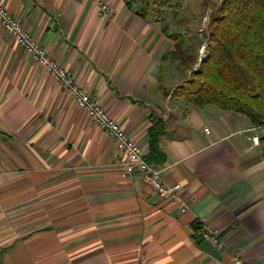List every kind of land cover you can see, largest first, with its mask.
I'll list each match as a JSON object with an SVG mask.
<instances>
[{
	"label": "crops",
	"instance_id": "obj_1",
	"mask_svg": "<svg viewBox=\"0 0 264 264\" xmlns=\"http://www.w3.org/2000/svg\"><path fill=\"white\" fill-rule=\"evenodd\" d=\"M146 155L165 124L162 201L108 135L0 25L1 264H264V159L250 123L213 106L173 102L159 87L172 49L133 0H0ZM132 2V7L127 2ZM136 2V1H135ZM216 233L215 258L193 225Z\"/></svg>",
	"mask_w": 264,
	"mask_h": 264
},
{
	"label": "trees",
	"instance_id": "obj_2",
	"mask_svg": "<svg viewBox=\"0 0 264 264\" xmlns=\"http://www.w3.org/2000/svg\"><path fill=\"white\" fill-rule=\"evenodd\" d=\"M167 1L146 2L141 17L152 16L150 10L156 5L166 7ZM180 1L168 3L171 21H160L172 49L161 57L159 87L173 102L196 109L213 106L247 120L254 135L264 130V0H202L199 16L209 11L204 37L190 31L193 20L180 12ZM126 4L132 7V2ZM202 46L205 50L200 55ZM164 130L160 119L153 122L146 155L149 165L159 167L165 162L159 144ZM259 146L264 159V134ZM203 232L201 224L193 225L198 245L204 241ZM3 254L0 250V264Z\"/></svg>",
	"mask_w": 264,
	"mask_h": 264
},
{
	"label": "built area",
	"instance_id": "obj_3",
	"mask_svg": "<svg viewBox=\"0 0 264 264\" xmlns=\"http://www.w3.org/2000/svg\"><path fill=\"white\" fill-rule=\"evenodd\" d=\"M90 1L96 5L102 15H109L111 13L108 3L102 0ZM0 25L14 39L18 47L46 70L75 104L110 137L116 149L123 153L125 162L122 167V177H130L134 173L139 172L143 175L145 182L154 189L162 201L172 207L179 208L182 213L188 210L187 205L179 195V188L177 186H168L161 180V170L152 167L145 161L143 152L137 142L86 91L77 85L72 72L58 65L47 51L39 46L37 40L25 30L19 20L9 12L1 1ZM262 134H264V130L258 131L254 135L253 143L255 145H259ZM202 236L204 240L211 242L217 249L220 250L224 247L223 242L216 233L204 230ZM238 264L246 263L238 262Z\"/></svg>",
	"mask_w": 264,
	"mask_h": 264
},
{
	"label": "rangeland",
	"instance_id": "obj_4",
	"mask_svg": "<svg viewBox=\"0 0 264 264\" xmlns=\"http://www.w3.org/2000/svg\"><path fill=\"white\" fill-rule=\"evenodd\" d=\"M201 1L202 0H181L180 6H182L183 9H181L182 11H180V12L185 14L186 16H188V18L190 20H193V21H191L190 26H189L190 31L193 34L199 32V35L202 34L201 37H204L206 35V30H207V25H208L209 11L204 13L205 15L202 14V16H199V14L202 13V8L200 5ZM133 2H134L133 7L135 9L141 10L143 4H145L146 2L154 5V3L155 4L160 3V0H134ZM168 3L169 4L172 3V0L167 1L166 7H160L159 5H156V7L152 8L150 10V13L152 16L149 15L148 18L150 20H156L158 22H160L163 19L165 22L171 21V17L173 15V13H172V9H170ZM193 16H196V18L193 19ZM170 27H171V30H174L176 28V26L174 24H171ZM204 48L205 47L202 46L201 49L199 50L200 55H202V53H204V50H205ZM204 241H206V240H204Z\"/></svg>",
	"mask_w": 264,
	"mask_h": 264
},
{
	"label": "water",
	"instance_id": "obj_5",
	"mask_svg": "<svg viewBox=\"0 0 264 264\" xmlns=\"http://www.w3.org/2000/svg\"><path fill=\"white\" fill-rule=\"evenodd\" d=\"M200 248L207 254L211 255L212 257L215 258L220 257L219 250L209 241H203L202 244L200 245Z\"/></svg>",
	"mask_w": 264,
	"mask_h": 264
}]
</instances>
